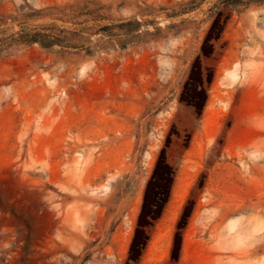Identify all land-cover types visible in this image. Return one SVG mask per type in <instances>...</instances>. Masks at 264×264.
I'll use <instances>...</instances> for the list:
<instances>
[{"label":"rangeland","instance_id":"374dc122","mask_svg":"<svg viewBox=\"0 0 264 264\" xmlns=\"http://www.w3.org/2000/svg\"><path fill=\"white\" fill-rule=\"evenodd\" d=\"M162 155L134 264H264V0H0V264H126Z\"/></svg>","mask_w":264,"mask_h":264},{"label":"trees","instance_id":"16d2710c","mask_svg":"<svg viewBox=\"0 0 264 264\" xmlns=\"http://www.w3.org/2000/svg\"><path fill=\"white\" fill-rule=\"evenodd\" d=\"M237 3L239 2L237 1L232 2L233 5H236ZM224 26H225V20L222 17V13H219L217 16L213 18L203 38V42L200 48L202 54L208 55L209 53L213 51L214 43L221 37ZM19 39L20 41H30V42L37 41L35 34L28 35V36L27 35L20 36ZM199 64H200V55L198 54L196 58L194 59L191 65V68H190V72H189L190 80L198 76V73L196 70H197V67L200 66ZM211 78H212V70H209L208 79L210 80ZM191 103L193 107L195 108L202 107L204 103V96L200 98H193V100H191ZM162 158H163V155L160 157V160L157 161L156 167L150 179L148 180V183H147V186L144 192L143 203H142L139 215H138L137 226L134 230V233H133V236L130 242V246L128 249L126 264H134L136 260L138 259V257L140 256L147 242V239H148V236L144 232L143 226L150 223L152 220H155L159 216V210H160L159 207L162 204V202L166 199V197L168 196L169 187L172 181V178L169 172L165 174L163 180H161L163 184L162 187L159 188V191L155 193L154 202L158 205L157 209L152 210L151 213L148 211V208L145 205V198L147 196L149 188L153 186L154 184L153 181L156 178L160 177L159 173L157 172V168L159 167ZM148 214H150L151 216V221L146 220V217L148 216ZM187 217H188V211H187V205H185L183 212L178 220L177 228L173 234L172 246H171L170 255H169L170 264L176 263L179 259L181 245H182V228L186 224Z\"/></svg>","mask_w":264,"mask_h":264}]
</instances>
